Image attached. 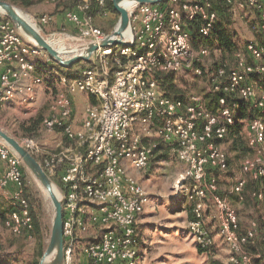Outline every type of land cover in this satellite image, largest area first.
<instances>
[{
    "label": "built area",
    "instance_id": "built-area-1",
    "mask_svg": "<svg viewBox=\"0 0 264 264\" xmlns=\"http://www.w3.org/2000/svg\"><path fill=\"white\" fill-rule=\"evenodd\" d=\"M57 3L60 0H48ZM230 4L234 0H227ZM103 16L110 14L108 0H95ZM215 0H167L164 3H131L130 35L127 45L99 48L90 64L75 76L64 73L60 64L42 47L27 38L6 16H0V105L30 104L37 88L47 77L57 82L58 91L43 119L46 132L62 131L67 143L48 149L30 137L22 143L61 185L63 207L64 263L139 264V219L148 203L147 192L137 173L146 171L158 150L156 140L145 142L155 133L172 147L185 170L179 188L193 201L189 233L196 244L208 249L214 237L206 225L205 207L210 201L219 221L220 235L230 250V264H260L247 250V244L264 236V226L251 221L243 227L235 206L219 189L216 171L229 168V156L220 144L232 125L238 122L239 103L219 97V108L210 109L201 96L186 99L167 96L157 78L159 73L194 71L209 54L204 46L195 50L193 26L200 39L208 40L219 20ZM264 20V0H242ZM85 43L102 40L107 33L94 24L89 1L66 13ZM51 15L39 17L42 25ZM252 62H249L246 55ZM117 65L113 80L110 68ZM253 75L264 76V45L247 42L244 52L236 50L233 61L222 60L211 76V91L239 96L258 111H264V95L257 97ZM88 93L97 98L86 108L80 127L74 118V95ZM248 145L252 156L242 162L243 175L234 191L244 198L247 176L261 189L253 195L264 200V117L248 122ZM132 169V170H131ZM29 170L20 155L0 142V189L14 209L5 225L16 234L32 237L30 202L25 196Z\"/></svg>",
    "mask_w": 264,
    "mask_h": 264
},
{
    "label": "rangeland",
    "instance_id": "rangeland-1",
    "mask_svg": "<svg viewBox=\"0 0 264 264\" xmlns=\"http://www.w3.org/2000/svg\"><path fill=\"white\" fill-rule=\"evenodd\" d=\"M78 1L80 0H60L57 3H51L48 0H36L33 5L28 7L30 9H24L18 3L10 2L24 14L28 15L46 38L51 40L58 38L59 35H66L70 46L78 48L79 45L85 44V42L79 38L80 34L77 27L66 17L68 9L78 6ZM241 1L234 0L229 8L231 16L228 27L235 33V50L233 52L221 51L213 35L208 40H203L196 36L197 38L194 39L193 43L196 51H199L204 46L209 48V54L202 57L201 61L197 64L198 66H203L205 70L204 74L197 75L194 71L173 73L176 87L185 95L184 97L188 98L191 94H198L208 107L212 105L209 108L214 111L218 110L219 104L215 105L212 97L209 96L212 94L209 78L216 74L218 64L225 59L232 62L234 52L236 50L244 52L247 42L251 41L264 45V22L259 19L258 13L255 10L246 5L244 8L240 7L239 3ZM30 10H34L35 12L31 13L29 12ZM43 14H49L51 17L52 15L59 14L62 19L61 24L59 26L57 24L51 25L55 28L52 29L53 32L44 29V25L39 22V17ZM0 16L7 17L4 12H0ZM119 20V12L118 16L114 18H110L109 15H97L94 17V24L101 27L108 34L117 27ZM245 55L249 62L253 61L249 55ZM66 56L72 55L67 54ZM89 64V61L79 60L73 64L72 70L66 73H71L75 76L78 74V70ZM110 69L108 78L111 81L114 79L115 71L118 67L111 63ZM51 79L52 83L57 85L54 77H51ZM250 81L256 88L257 97H262L264 95V78L253 75L250 77ZM46 83L48 84L49 82L46 81ZM41 86L36 100L30 104L0 105V127L20 141L25 137L34 138L41 145L55 150L60 145L67 143V139L62 131L46 132L42 125L30 136L25 135L21 131L22 122L33 116L36 117L39 113L46 116L54 101L58 91L56 90L57 88L49 85L48 89V86L45 87L44 84ZM91 96L93 95L83 92L75 94V101L76 98L78 100V97H80L74 112L77 118L83 119ZM236 114L238 118L237 124H240L242 135L248 146L247 155L236 157L235 152L238 151L233 152L230 150L228 141H221V146L229 156V168L225 171H216L215 175L219 182L220 192L236 207L232 202L235 201L241 209L240 221L242 226H249L251 221H257L259 225L264 226V200L262 202H256L254 199L251 200L250 204H248L250 206H247V209L246 205L240 204L239 201L242 199L234 191L235 182L243 175L241 170L242 162L253 154L252 149L248 145L247 136L248 122L252 117L242 118L238 115V110H236ZM155 131L156 129H153V135ZM0 142L7 144L2 139H0ZM184 170V164L177 159L174 152L170 151L166 160L164 158L153 157L150 167L144 172L137 173V177L148 196L145 212L138 225L139 232L141 233V259L143 261L141 264H230V250L225 239L220 235L219 221L213 216L214 207L210 201L206 202L205 215L206 225L214 237L213 246L201 251L189 233L188 221L191 218V210L194 203L185 195V192L178 190V178ZM52 180L56 188L61 191V185L58 180L53 178ZM249 180L252 179L248 177ZM27 186L29 187V191L34 194L36 209L42 213L43 241L47 248L52 233L54 205L47 192L39 185L31 172L28 175ZM57 194L59 195L58 191ZM13 209L14 206L11 200L6 198L0 189V261L3 264H35L37 259L36 237L16 234L5 225V220ZM143 250L144 253L142 252ZM38 259L40 261L41 257ZM79 259L81 260V257Z\"/></svg>",
    "mask_w": 264,
    "mask_h": 264
},
{
    "label": "water",
    "instance_id": "water-1",
    "mask_svg": "<svg viewBox=\"0 0 264 264\" xmlns=\"http://www.w3.org/2000/svg\"><path fill=\"white\" fill-rule=\"evenodd\" d=\"M124 0H113L114 7L120 13V20L117 27L108 33L100 41H91L78 48L82 51L80 54L65 57L52 44L51 40L46 38L36 25L30 22L19 8L8 0H0V12H4L7 17L22 31V33L31 41L47 51L61 66L68 67L79 60L89 61L93 54L102 47L127 45L129 41L125 33L130 29V11L122 5ZM131 3H161L167 0H126ZM28 16V15H26ZM0 139L11 146L22 158L26 168L34 175L39 185L47 192L54 205V217L52 224V233L50 242L41 257L39 264H63L64 263V238H63V207L62 200L57 194L52 178L46 172L36 156L23 145L16 137L9 134L0 127ZM59 192V191H58Z\"/></svg>",
    "mask_w": 264,
    "mask_h": 264
},
{
    "label": "trees",
    "instance_id": "trees-1",
    "mask_svg": "<svg viewBox=\"0 0 264 264\" xmlns=\"http://www.w3.org/2000/svg\"><path fill=\"white\" fill-rule=\"evenodd\" d=\"M9 1H13L14 3H18L22 8H23V5H27L31 2V0H9ZM78 2H79L78 3V5H79V4H82L84 1L80 0ZM164 2H166V1H163L161 3H164ZM89 3H90V7H91V12L94 15V17L97 15L101 16V14H100L97 6H96L95 0H89ZM214 5H215V9L217 10L218 14L220 15V19H222V20H220V19L218 20L212 35L216 38V42L218 44L217 46L221 51L233 52L236 48L235 33L232 32L231 29L228 27V24H229L228 22L230 21V16H231L230 10H229L231 4L227 0H215ZM107 8L109 9L110 13H115L116 16H118V12L114 7L113 0H108ZM262 21L264 22V20H262ZM192 28H193V36L195 38H197L196 36H198V34H197L196 26L192 25ZM58 67L64 73H66V72L72 70L73 65L68 66V67H64V66L60 65ZM67 74L72 75V76L74 75L71 73H67ZM259 77L264 78V76H259ZM157 78L160 82V86H161L162 90L164 91V93L167 96L174 97V98L186 99V97H184L185 95H183V93H181V91H179V89H177L173 73H159L157 75ZM221 95L227 96L229 101L236 100L239 103V107L237 110H238V115L240 117L249 118V117H254L257 115H262L264 117V111L261 112V111L254 109L252 106H250V104L248 102H246L244 99L240 98L239 96L228 95L223 90L212 92V94L209 96L212 97V100L215 102V105H216V104H219L218 101H219V97ZM91 99L95 102V100H94L95 98L93 96H91ZM210 106H212V105H210ZM44 118H45V116L42 113H39V115H37L36 117L33 116L29 119H26L24 122L21 123V131L27 136L33 135L35 133V131H37L39 126L42 125ZM236 124L232 125L229 128V131L226 135L227 137H225L222 140V142L228 141L230 150H232L233 152L238 151V152H235L236 157H242L245 154L247 155L248 146L246 145L245 139L242 135V129L240 127V124H237V125ZM165 156L167 157L168 155L165 154L163 157H165ZM36 158L40 161V158L38 156H36ZM25 184H26V186H25V194L26 195L25 196L28 198V200L30 202V214H31L32 220H33V228L31 230V234H32V236H35L36 240H37V247H36L37 259L35 261L36 262L35 264H39L38 258L43 256V254L45 252V248H46V245L44 244V241H43L44 229H43V223H42L43 222L42 221V213L38 209H36L35 202H34V199H35L34 194L29 191V187L27 186V182ZM257 190H259V184L257 183L256 180L253 179L252 182L247 183V185L244 189V192H245V204L244 205H246V208H247V206L248 207L250 206L248 204H250L251 200H253V199L256 202H260L253 195V193ZM239 211L241 212V209ZM23 234L28 236V234L26 232H24ZM200 250L204 251V249H202V248H200ZM247 250L256 256V260L260 264H264V236H261V237H258L256 239L251 240L247 244ZM0 264H3V262L0 261Z\"/></svg>",
    "mask_w": 264,
    "mask_h": 264
},
{
    "label": "crops",
    "instance_id": "crops-1",
    "mask_svg": "<svg viewBox=\"0 0 264 264\" xmlns=\"http://www.w3.org/2000/svg\"><path fill=\"white\" fill-rule=\"evenodd\" d=\"M35 1L36 0H31V2L29 3V4H27V5H23V8L24 9H30V8H28V7H30L31 5H33V3H35ZM83 1H89V0H83ZM236 1V0H235ZM76 7H74V8H72V9H68V10H73V9H75ZM29 12H31V13H33V12H35L34 10H30ZM109 17L110 18H114V17H116V14L115 13H110L109 14ZM61 21H62V19H61V16L59 15V14H55V15H52V20L49 22V23H47V24H45L44 26H43V28L44 29H47V30H51L52 32H53V30L52 29H55L53 26H51V25H53V24H57L58 26L61 24ZM0 71H1V67H0ZM47 79H48V84L46 83H44V85H45V87H47L48 86V89H49V85H51V86H53L54 88H57L56 90H58V87L56 86V85H54L52 82H51V80L47 77ZM41 87L42 86H39L38 88H37V95H38V93H39V89H41ZM89 98H90V96H88ZM95 99V102L92 100V99H90V102H88V105L89 104H92V103H96V101H97V99H96V97L95 96H93ZM89 98H88V100H89ZM80 100V97H78V100H77V98H76V101H75V95H74V107H75V109H76V105H77V101H79ZM87 100V101H88ZM17 104H21V105H24V104H22V103H17ZM74 118H75V125H76V127H80L81 126V124H82V121H83V119H84V116H83V119H79V118H77V116H75V114H74ZM158 126V123L155 125V127H157ZM156 129V128H155ZM153 134V133H152ZM150 140H156V141H158L160 144L162 143V145H160L159 146V148H158V150L156 151V153H155V155H154V158H164L165 160H166V156L165 157H163L165 154L166 155H169V153H170V151H172L173 152V150H172V147L169 145V144H164V146H163V141L161 140V139H159L158 138V136H157V134L156 133H154V135H151V137H149V139L146 137L145 138V142H148V141H150ZM169 147V148H168ZM164 148H166V149H164ZM132 170V169H131ZM242 170V169H241ZM132 172L133 173H135L136 175H137V172L136 171H134V170H132ZM243 173V172H242ZM138 176V175H137ZM249 176H247V178H248ZM138 178V177H137ZM250 179H252L251 177H249ZM139 179V178H138ZM250 181H253V179L252 180H249L248 182H250ZM262 188V186L261 185H259V189H261ZM235 205H236V209H237V211H238V214H239V218L241 219V217H240V208L237 206V204L235 203V201H232ZM240 202V204H245V197L241 200V201H239ZM145 212V211H144ZM144 212L142 213V215L144 214ZM142 215L140 216V219H139V223L141 222V220H142ZM242 224V223H241ZM141 231V230H140ZM141 234V233H140ZM141 236V235H140ZM141 250H142V248H141V237H140V246H139V264H141L143 261H142V254H141ZM143 253H144V250L142 251ZM80 257H81V260H82V262H84L85 264H87L88 263V259H87V257L85 256V255H80ZM145 258V257H144ZM144 258H143V260H144Z\"/></svg>",
    "mask_w": 264,
    "mask_h": 264
},
{
    "label": "bare ground",
    "instance_id": "bare-ground-1",
    "mask_svg": "<svg viewBox=\"0 0 264 264\" xmlns=\"http://www.w3.org/2000/svg\"><path fill=\"white\" fill-rule=\"evenodd\" d=\"M122 5L126 8H130L131 2L124 0ZM30 22L33 23L32 19L29 16L24 15ZM126 37H129L130 32L129 30L125 33ZM66 35H59L56 39H51L52 44L61 52V54L67 57V54L76 55L80 54L82 51L77 48L76 46L71 47L70 44L67 42ZM69 41V40H68ZM70 42V41H69ZM57 192V191H56ZM59 193V192H58Z\"/></svg>",
    "mask_w": 264,
    "mask_h": 264
}]
</instances>
